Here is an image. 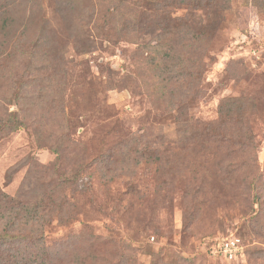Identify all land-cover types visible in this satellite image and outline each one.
Instances as JSON below:
<instances>
[{"label": "rangeland", "instance_id": "374dc122", "mask_svg": "<svg viewBox=\"0 0 264 264\" xmlns=\"http://www.w3.org/2000/svg\"><path fill=\"white\" fill-rule=\"evenodd\" d=\"M57 1L39 0L36 31L25 33L35 37L48 21L51 45L40 50L51 54L40 52L35 82L25 78L22 88L0 73V115L20 109L26 117L25 127L0 131L2 190L18 196L28 172L54 164L57 142L70 165L100 164L129 134L163 132L165 140L136 146L142 154L128 170L117 165L92 189L67 191L73 215L52 223L48 244L66 248L70 264H264V16L252 0L159 13V0ZM127 19L135 30L121 31ZM75 25L88 29L73 33ZM182 35L201 39L183 40V48L189 65L203 64L183 98L178 85L163 87L168 76L143 55L161 47V57L171 48L180 57ZM180 103L191 127L180 126ZM231 106L251 146L196 135L197 124L217 122ZM229 234L246 246L242 261L211 254L213 241Z\"/></svg>", "mask_w": 264, "mask_h": 264}, {"label": "trees", "instance_id": "16d2710c", "mask_svg": "<svg viewBox=\"0 0 264 264\" xmlns=\"http://www.w3.org/2000/svg\"><path fill=\"white\" fill-rule=\"evenodd\" d=\"M66 1L68 0H58L57 2L62 5ZM222 1L159 0L154 9L155 11L158 10L157 13L166 12L170 8L181 9L183 7L198 10L212 9L213 5H219ZM252 2L260 14L264 16V0H252ZM221 9L226 11L227 7ZM41 13L42 8L39 0H0V73L9 74L14 84H16V78H18L22 88L26 87L23 84L25 78H30L32 83L37 79L38 75L36 74L39 73L40 69L36 68L35 65L40 60V52L43 55L51 54L50 50H40L43 44L45 46L51 45L50 38L46 36L45 25L48 21L45 20V25L39 26L40 29L37 30L35 37L28 39L25 35L30 27H32L31 30L36 31V28L33 27L36 25V21L39 20ZM161 19L162 17L159 20ZM144 20H147L145 16L143 17ZM159 24H162V22L159 21ZM137 25L134 19H127V24L124 23L123 25L126 27L121 31L130 32L135 30ZM76 27V25L73 27V33L87 28L77 29ZM169 27V24L166 23L162 29L163 32L159 35L160 41L167 40ZM183 40L193 41V43L201 41L200 38L184 39L183 35L180 36V57L176 56V51L173 48L163 53V57H161V54L164 48L161 47L153 48L154 54H151L148 47L143 51V55L148 53L146 58L148 67L159 70L161 75L163 72V75L168 76L165 80L163 79L165 83L163 87L169 88V86L175 87L178 85L180 97L182 98L198 82L203 68L202 62H199L198 65L193 63L189 65L185 54L186 50L183 48ZM157 59L161 60L157 61ZM23 66L25 70L20 72ZM14 84L13 87L17 90L18 87L16 89L17 85ZM19 95L18 92L15 96L17 100H19ZM31 100H34L33 95ZM232 103L233 101L230 102V105ZM240 104L243 105L241 101ZM232 106L228 111L221 109L220 119L217 122L197 124L196 127L201 128L196 132V135L202 140L215 139L221 143L229 141L242 142L247 147L251 146L254 138L243 128V123L240 120L241 115L235 113ZM182 109L183 103H180V126L191 127V119L184 118V114L181 112ZM25 120L26 117L23 116L20 109L0 115V131L25 127ZM234 124L240 126L238 130L228 127L230 125L232 127ZM227 132L230 135H227ZM166 137L163 132L157 136L129 134L127 140L113 148L109 154L104 155L99 160L100 164L85 161L84 164L78 166L70 165L67 162L63 143L57 142L56 147L52 148L57 156L54 164L50 167L42 166L33 175L28 172L18 196L12 197L0 187V264H70L67 261L66 248L59 246L52 248L48 244V229L52 223L55 220L60 221V223L69 221L73 215L69 210L66 192L75 193L80 191L82 193L84 190L82 188L85 185L92 189L98 178L103 179L115 174L117 165H122L124 170H128L132 167L131 160H138L142 154L136 146L144 141L156 144L158 141L165 140ZM84 180L87 181L84 182ZM261 253V251H257L256 255Z\"/></svg>", "mask_w": 264, "mask_h": 264}, {"label": "built area", "instance_id": "2783aa9c", "mask_svg": "<svg viewBox=\"0 0 264 264\" xmlns=\"http://www.w3.org/2000/svg\"><path fill=\"white\" fill-rule=\"evenodd\" d=\"M245 244L236 234H229L217 238L211 245V254L227 263L238 262L245 259Z\"/></svg>", "mask_w": 264, "mask_h": 264}]
</instances>
